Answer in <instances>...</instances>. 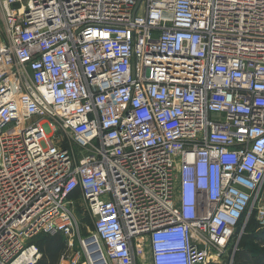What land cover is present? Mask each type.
<instances>
[{
    "label": "built area",
    "instance_id": "1",
    "mask_svg": "<svg viewBox=\"0 0 264 264\" xmlns=\"http://www.w3.org/2000/svg\"><path fill=\"white\" fill-rule=\"evenodd\" d=\"M252 217L264 0H0V264H220Z\"/></svg>",
    "mask_w": 264,
    "mask_h": 264
},
{
    "label": "trees",
    "instance_id": "2",
    "mask_svg": "<svg viewBox=\"0 0 264 264\" xmlns=\"http://www.w3.org/2000/svg\"><path fill=\"white\" fill-rule=\"evenodd\" d=\"M87 219V220H86ZM88 221V218H85V222ZM91 223V221H90ZM92 225V223H91ZM93 226V225H92ZM258 224L254 217L250 218L249 222L247 223L244 233L242 234L239 243L237 253L236 264H245L244 261L240 262V260L245 259L248 260L249 258V250L248 240L249 238L257 239V234L260 233L261 237L264 236V230L259 231ZM259 231V232H257ZM43 253L42 259L39 261L38 264H58L60 260V256L65 250V241L62 235H48L43 234L42 236L37 237L35 241H33ZM235 253V254H236ZM238 261V262H237ZM234 262V261H233Z\"/></svg>",
    "mask_w": 264,
    "mask_h": 264
},
{
    "label": "rangeland",
    "instance_id": "3",
    "mask_svg": "<svg viewBox=\"0 0 264 264\" xmlns=\"http://www.w3.org/2000/svg\"><path fill=\"white\" fill-rule=\"evenodd\" d=\"M78 212H79V217H80L81 211L79 210ZM82 214H83V212H82ZM82 217L83 216L80 217L81 221L85 224V227H84V225L82 223V229L85 231V230H88L87 228L92 227V225L90 223V219L88 216L87 217L85 216L86 218H88L87 224L84 222L85 220L83 221ZM258 230L262 231L264 229L259 228ZM259 231H257V232H259ZM42 235H43V233L38 234L37 236H35L32 239V241H35L37 239V237L42 236ZM257 235L258 236H257L256 240L253 239L252 237L249 238V240H248L247 247H248V249H251V250H249V258L250 259H248V260L242 259V260H240V262L244 261L245 264H264V236L261 237L260 233H258ZM235 253H236V251H235ZM235 253H233L232 251L228 252L226 257L223 258V261L220 264H236L237 253L236 254Z\"/></svg>",
    "mask_w": 264,
    "mask_h": 264
}]
</instances>
